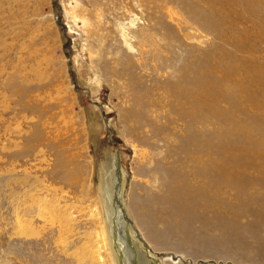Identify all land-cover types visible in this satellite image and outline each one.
Wrapping results in <instances>:
<instances>
[{"label":"rangeland","instance_id":"rangeland-1","mask_svg":"<svg viewBox=\"0 0 264 264\" xmlns=\"http://www.w3.org/2000/svg\"><path fill=\"white\" fill-rule=\"evenodd\" d=\"M91 218L118 264H264V0H0V264H89Z\"/></svg>","mask_w":264,"mask_h":264},{"label":"bare ground","instance_id":"bare-ground-1","mask_svg":"<svg viewBox=\"0 0 264 264\" xmlns=\"http://www.w3.org/2000/svg\"><path fill=\"white\" fill-rule=\"evenodd\" d=\"M194 158L198 162V155H194ZM106 173H109L108 177L106 176ZM114 173H115V175H114ZM124 188L125 187H124L123 180L122 179L120 180L119 174H116L114 163L112 162L111 167L103 166V168L101 170L100 191H101V195H102V198H103V205H104L103 208L106 209V216L109 215L106 218V221L109 219V221H107V223H108V225H109V223L112 224L113 228H115L116 225L118 224L117 222L120 219V214H121V210H119V209H118V211H116L117 214H115L116 205H114V203H115L116 199L119 197L120 193L121 192L123 193ZM150 197L152 199V196H150ZM141 199H142V197L140 196L139 201L141 203H143V208L145 210H148V207L150 208V203H147V202L144 203V201L141 200ZM146 199H148V198H146ZM150 201H152V200H150ZM163 201L160 202V200H159L157 202L160 205H162V204L165 205V202H163ZM153 205H155V204L153 203ZM40 207H42V209H41V214L39 213V216H40V218H42V219L44 218L45 219L44 216L46 215V213H48L47 210L50 209V208L47 209V205L45 206V204L44 205L43 204L40 205ZM143 212H145V211H143ZM154 212L155 213L157 212V214H158L160 212V209H159V211H157V209L154 208ZM163 213H162L161 217H163V216L165 217L168 214V212H166V209H165V212H163ZM99 214H97V215L99 216ZM139 216H138V218H140L139 219L140 223L144 224L143 221L141 220L142 217H139ZM46 218H47V216H46ZM101 218H102V216H101ZM54 219L56 221L55 214H51L50 218H49V221L52 222ZM18 221L20 222L19 226L21 227L22 234L26 235L27 232L25 233V230L27 229V227L32 228L31 222L28 221V220H25L24 222H22L21 218H19V216H18ZM91 221H92V218H91ZM92 223L94 224L95 227H97L101 231L97 232V234H96L97 237L94 238L93 243H91L90 247H88V250H89L88 255H89V257L88 258L85 257L86 260H88L89 264H106V263L118 264V257H117L116 252L113 250L114 246L112 245V243H113V233L111 231L112 229H109V227H107L111 231V233H110V236H108V238H106L107 236H105V235H107V234L104 233V229H103L102 222H101L100 218H99L98 221H96V223H94L93 221H92ZM114 230H116V229H114ZM35 233L36 232H34V234ZM18 234H19V232H18ZM101 242H103L104 244H102ZM77 260H85V259L82 256V257H78ZM79 262H80V264H85V262H81V261H79Z\"/></svg>","mask_w":264,"mask_h":264},{"label":"water","instance_id":"water-1","mask_svg":"<svg viewBox=\"0 0 264 264\" xmlns=\"http://www.w3.org/2000/svg\"><path fill=\"white\" fill-rule=\"evenodd\" d=\"M62 26L66 29V25H64V24L62 23ZM97 106H99L101 112L103 113V110H104L103 105H100V104H99V105H97ZM103 117H104V120H105V122H106L107 129H108L109 132H110V140L112 141V135H113V132H112V129H111V127H110V124H109V121H108V117H106V115H103ZM116 170H117V171H116V174H119V178H120V180H121V179H122V177H121L122 175H121V164H120V162H119V153L116 154ZM122 195H123V194H122V192H121L120 195H119V197L116 199V201H115V203H114V205H116V207H115V214H117L116 211H118V209L121 210V213H122V220L124 221V224H125V226H126V231H127L128 235H129V232H128V231H130V228L134 227V230L137 232L136 234L139 235L140 238H141V240H139V239H138V240H139L140 242L143 243V245H144L146 251L148 252V254L151 255L153 258L157 259L158 256H157L156 254H152V253H151V251H150V249L148 248L146 242L143 240V238L141 237L140 233H139V232L137 231V229L135 228V226H134L132 220L129 218V216H127V212H126V208H125V205H124V202H123ZM114 236H115L114 238H117L116 232H114ZM138 238H139V237H138Z\"/></svg>","mask_w":264,"mask_h":264}]
</instances>
